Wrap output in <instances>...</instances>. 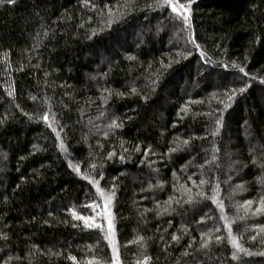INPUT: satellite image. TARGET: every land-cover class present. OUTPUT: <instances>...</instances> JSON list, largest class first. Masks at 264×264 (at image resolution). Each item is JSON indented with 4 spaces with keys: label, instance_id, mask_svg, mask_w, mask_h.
I'll use <instances>...</instances> for the list:
<instances>
[{
    "label": "trees",
    "instance_id": "trees-1",
    "mask_svg": "<svg viewBox=\"0 0 264 264\" xmlns=\"http://www.w3.org/2000/svg\"><path fill=\"white\" fill-rule=\"evenodd\" d=\"M179 3L0 0V264H264V0Z\"/></svg>",
    "mask_w": 264,
    "mask_h": 264
},
{
    "label": "snow or ice",
    "instance_id": "snow-or-ice-1",
    "mask_svg": "<svg viewBox=\"0 0 264 264\" xmlns=\"http://www.w3.org/2000/svg\"><path fill=\"white\" fill-rule=\"evenodd\" d=\"M12 2H13V0H8V3H12ZM165 3H167L168 6L171 7V9H172V11H173L174 13H178V12H182V11H186V10H187L186 5L179 3V0H165ZM187 19H188L187 16H185V17H184L185 22H187ZM129 59H131V57H129ZM239 71H240L241 73H244V75H247V73L244 72V69H243L242 67L239 69ZM261 82L264 83V80H262ZM133 91H135V90L133 89ZM240 91L243 92L244 89L241 88ZM229 99H231V97H229ZM45 119H47V116H46V115H45ZM113 124H115V121H113ZM217 124H219V121H217ZM117 126H118V125H117ZM184 143H187V141H185ZM201 183H203V181H201ZM98 191H99V189H98ZM107 199L110 201L111 196H108ZM73 216H74L75 218H77V219H82V220H84V223H85L87 226H89V227H101V225H98V224H89V223H88V219H86V218H84V217H82V216H78V215L75 213V211H73ZM109 229H111V225H110V224H109ZM173 239L175 240L176 237L173 236ZM216 239L219 240L220 237H216ZM233 244H234V246L237 248L238 251H244V249H242V248L240 247V245L236 244L235 241H233ZM70 259L75 260V257H70Z\"/></svg>",
    "mask_w": 264,
    "mask_h": 264
},
{
    "label": "rangeland",
    "instance_id": "rangeland-1",
    "mask_svg": "<svg viewBox=\"0 0 264 264\" xmlns=\"http://www.w3.org/2000/svg\"><path fill=\"white\" fill-rule=\"evenodd\" d=\"M107 225H108V227H109V220H107ZM110 230V229H109ZM111 231V230H110Z\"/></svg>",
    "mask_w": 264,
    "mask_h": 264
}]
</instances>
